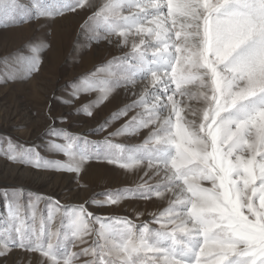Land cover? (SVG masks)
Instances as JSON below:
<instances>
[{
  "label": "snow or ice",
  "instance_id": "obj_1",
  "mask_svg": "<svg viewBox=\"0 0 264 264\" xmlns=\"http://www.w3.org/2000/svg\"><path fill=\"white\" fill-rule=\"evenodd\" d=\"M85 7L93 9L81 25L90 39L112 43L115 36L118 47L130 50L114 58L127 62L110 73L115 79L98 86L84 80L73 95L99 91V104L116 88L140 82L132 102L105 120L101 130L135 113L108 133L101 151L108 163L143 173L129 193L155 196L166 206L137 225L56 202L36 228L40 198L26 206L33 218L28 226L25 206L13 199L0 225V256L19 248L38 252L40 264H264V0H65L56 9L33 0L34 12L19 0H0V24ZM46 47L33 46L32 56L21 57L25 73L37 71ZM90 107L81 111L91 116ZM141 129L147 131L139 144L112 142ZM52 131L64 141L52 148L65 160L43 161L31 150L8 159L78 174L93 155L71 134ZM122 198L107 194L99 203ZM78 245L85 246L74 251Z\"/></svg>",
  "mask_w": 264,
  "mask_h": 264
},
{
  "label": "rangeland",
  "instance_id": "obj_2",
  "mask_svg": "<svg viewBox=\"0 0 264 264\" xmlns=\"http://www.w3.org/2000/svg\"><path fill=\"white\" fill-rule=\"evenodd\" d=\"M43 2L56 9L65 0ZM100 2L94 0V3ZM19 3L31 9L33 0H19ZM92 11L85 7L59 16L35 17L27 22H20L18 18L16 22L0 24V158L12 165L19 164L9 160V154L31 150L43 161L65 160L62 153L52 148L53 142H64L62 137L55 136L52 129L71 134L82 150L93 155L78 174L21 163L35 173L48 170L56 175H70L72 183L65 194L59 186L54 187L46 181L38 183L34 176L14 174L12 168L0 169V225L9 219L8 208L13 199L25 206L22 215L28 226L33 225V218L26 206L40 198L34 221L36 228L56 202L62 206L84 205L87 211L101 219L126 217L137 225L150 221V213L166 206V201L155 196L145 200L129 193L127 190L136 188L143 173L108 163L101 151L108 133L115 131L135 113L113 120L101 130L105 120L132 102V92H139L140 82L127 90L123 86L116 88L107 100L99 104L95 103L101 96L99 91L80 92L78 97L73 95L74 89L84 80L98 86V82L105 79H115L110 73H119L127 62H114V58L122 57L130 50V46L118 47L115 36L109 43L103 38L92 40L91 32L81 30ZM45 44L47 47L39 53V68L28 75L20 62L21 57L32 56L33 46ZM84 106H91V116L81 111ZM146 131L141 129L138 135L111 139L115 144L136 145L142 142ZM117 192L124 194L117 204L99 203L107 199V194ZM14 194L17 195L14 197ZM61 213L62 210L56 214L54 229L59 227ZM137 213L143 215L137 216ZM91 226L99 227L94 222ZM83 246L78 245L73 250Z\"/></svg>",
  "mask_w": 264,
  "mask_h": 264
},
{
  "label": "bare ground",
  "instance_id": "obj_3",
  "mask_svg": "<svg viewBox=\"0 0 264 264\" xmlns=\"http://www.w3.org/2000/svg\"><path fill=\"white\" fill-rule=\"evenodd\" d=\"M6 159L0 158V169L3 170L4 168L9 169L12 168V172L14 174H22L23 176H34L35 180L38 183L40 181L49 182L48 184L54 185V187L59 186L63 189L64 194L68 193V188L71 186V176L68 174H61L56 175L54 171H41V172H33V170L25 167L23 164H15L12 165L5 161ZM10 170V169H9ZM21 176V175H20ZM24 176V177H25ZM49 180V181H48ZM71 193V192H70ZM69 195H72V193ZM144 218V216H142ZM41 256L39 253H33L23 251V250H16L12 249L8 254L4 257H0V264H40Z\"/></svg>",
  "mask_w": 264,
  "mask_h": 264
}]
</instances>
